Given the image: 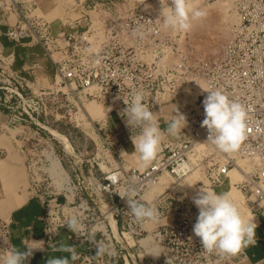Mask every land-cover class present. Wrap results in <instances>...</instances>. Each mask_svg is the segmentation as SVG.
Segmentation results:
<instances>
[{
  "label": "built area",
  "instance_id": "built-area-1",
  "mask_svg": "<svg viewBox=\"0 0 264 264\" xmlns=\"http://www.w3.org/2000/svg\"><path fill=\"white\" fill-rule=\"evenodd\" d=\"M125 1L97 0L58 20L34 16V24L17 2H0V11L22 14L6 37L16 44L35 40L57 78L50 87L29 83L14 72L13 56L0 52V135H9L0 144V165L18 153L26 189L44 207L43 237L29 239V248L56 250L64 232L79 254L76 264L228 263L230 256L207 253L194 235L198 213H177L180 207L172 209L168 189L151 200L146 195L166 173L180 180L200 170L208 186L221 187L232 185V173L239 172L243 179L234 184L243 204L235 203L248 211L246 217L264 212V0H231L229 11L237 21L221 53L209 60H191L178 31L165 29L155 13L124 7ZM138 25L147 32L144 38L132 35ZM209 88L223 90L249 110L250 131L235 153L205 143L209 133L201 123ZM133 90L145 92L144 102L166 134L147 168L138 167L136 155L130 164L124 142L109 125L114 113L122 133L132 131L122 115V98ZM94 101L109 109L102 121L87 110ZM176 108L187 125L171 137L163 125ZM129 189L159 210L155 228L128 212L118 193ZM73 213L79 215L81 236L65 226ZM11 235V222L0 216V249L12 245ZM97 242L109 244L113 254L96 256ZM236 255L246 258L243 250Z\"/></svg>",
  "mask_w": 264,
  "mask_h": 264
},
{
  "label": "clouds",
  "instance_id": "clouds-1",
  "mask_svg": "<svg viewBox=\"0 0 264 264\" xmlns=\"http://www.w3.org/2000/svg\"><path fill=\"white\" fill-rule=\"evenodd\" d=\"M161 15L159 21L165 29L188 33L193 29V22L202 20L207 11L196 6L193 0H159ZM169 3L171 6H169ZM150 31V30H147ZM147 34L142 25L133 29L134 37L144 38ZM208 94L203 100L205 118L201 127L208 130L206 144L215 150L232 154L237 152L250 129L248 128V109L237 100L231 99L223 90L204 89ZM145 92L133 90L128 99H123L126 108L125 116L127 126L132 130V143L140 168H147L157 158L161 145L165 139V132L159 126L157 115L150 111L145 101ZM111 110V109H110ZM187 125L186 116L176 108L173 118L168 123L166 133L176 136ZM138 129V131H137ZM126 198L129 213L136 222H158L159 210L154 205L141 203L135 197V189L118 193ZM193 203L198 208V217L193 225V233L201 241L203 249L209 253L221 256H234L255 242L256 224L246 219L238 205L229 193H216L207 188H201L193 197ZM65 226L81 236V221L77 213L66 218ZM90 240L94 237L89 236ZM19 248L8 245L0 249V264H25L33 254L34 248ZM69 252V257H52L47 264H72L79 258L75 246H63ZM112 255L113 249L104 242L96 243V256Z\"/></svg>",
  "mask_w": 264,
  "mask_h": 264
},
{
  "label": "crops",
  "instance_id": "crops-1",
  "mask_svg": "<svg viewBox=\"0 0 264 264\" xmlns=\"http://www.w3.org/2000/svg\"><path fill=\"white\" fill-rule=\"evenodd\" d=\"M1 1L4 5L9 4L7 0H0V2ZM12 1L14 2V0ZM95 1L97 0H80V3H78L77 0H33L31 3L38 5L37 9L34 10V6L32 7L31 5L29 6L32 8H27L30 12L32 10L35 13L40 9L41 15L37 16H42L48 20H58L65 16L72 15L69 10H85ZM20 3L26 5L25 0L22 2L20 0ZM20 3L19 8L22 6ZM58 9L59 11H57ZM53 12H58L59 15L52 18ZM21 18L22 14L20 11H7L6 7L4 11H0V49L4 56H13L14 72L24 80L32 83V73L39 71L40 74L44 73L45 71L41 69V66H46L45 62H49V60L43 55L41 47L33 43H28L27 41L22 44H16L6 37V33L10 29V26L19 22ZM36 64L39 68L35 67ZM49 65L52 68L50 62ZM34 68L38 70H33ZM173 116L174 114L170 116V118L172 119ZM109 125L115 132L119 133V138L124 134L122 133L123 129L119 120L116 124L113 118H111L109 120ZM165 125L168 127V124H164L163 127ZM170 136L172 137V135ZM132 147H134L132 140L128 141L124 145L123 151L129 153L127 152V148ZM130 152L133 153V148ZM135 160L136 158L130 155V164H134ZM21 166H17V159L15 160V158L8 159L0 165V216L11 222L12 245L20 250H26L25 248H29V239H41L43 237L42 217L44 215V207L37 198L31 197L26 187H21V185L23 186L25 184V180L19 183L21 179H25V177L23 178V173H19V169L23 167ZM249 220L256 224L255 242L241 249L246 255V258L243 260L246 264H264V212L257 213L253 217L250 216ZM41 244V242H38V247L41 248ZM68 245H70V242L67 240L66 234L61 232L56 250L43 248L33 250L32 256L25 261V264H47L48 259L52 257H69L70 259L71 254L62 250L63 246ZM72 264L76 263L72 262Z\"/></svg>",
  "mask_w": 264,
  "mask_h": 264
},
{
  "label": "rangeland",
  "instance_id": "rangeland-1",
  "mask_svg": "<svg viewBox=\"0 0 264 264\" xmlns=\"http://www.w3.org/2000/svg\"><path fill=\"white\" fill-rule=\"evenodd\" d=\"M7 1L9 2V4L13 2L12 0H7ZM22 1L23 0H21V2ZM25 1H26V5H24L23 3H20V0H14V2H17L18 5L19 3L22 5L21 6L22 11L25 13L26 16H28L30 22L34 24L35 23L34 15L35 16L41 15L40 9H38L36 13L33 12L32 10L30 12V10H28L27 7L32 8L34 6V10H35L37 9L38 5H34L33 3H31L33 0H25ZM120 1H123V0H120ZM141 1L143 0H126L124 7H139L144 11L152 12V13L158 12L159 14L158 16L161 15V4L159 0H144L142 3L137 4L138 2H141ZM230 1L231 0H193V3L196 6L201 7L207 11V16L203 18L202 20L194 21L193 29L190 32L188 33L179 32V35H178V39H180L179 45L181 46L182 50L187 52V54H190L191 60H195V59L209 60L217 56L219 53H221L225 44L229 40L231 26L237 21L236 16L232 14V12L229 11V9L231 8L229 7V5L231 4ZM29 5H31L32 7ZM169 6H171L170 3H169ZM218 6H220V8ZM57 11H59V9ZM58 15H59L58 12H53L52 18H55ZM26 41L28 43H33L34 45H36V41L33 40L32 38H28L24 42ZM36 46L40 47V45H36ZM0 52H1V49H0ZM43 55H44V52H43ZM45 64L46 66L45 65L41 66L40 64L41 69L45 71L44 73L40 74V71L36 73L35 72L32 73L33 78L31 79V81L35 82V84H37L38 87L39 86L50 87L53 85L54 82H56V79H57L55 76L53 67L51 68V66L49 65V62L47 61L45 62ZM33 70H38V69L34 68ZM25 93L31 94L28 89H25ZM87 110L94 120L99 121L108 112L109 109L107 108V106L101 104L100 102L94 101L88 104ZM112 118L117 124L118 118L114 113L112 114ZM163 128L167 129V126L165 125ZM17 132L18 131H15L12 133L17 134ZM132 134L133 132L131 131L129 133H124L123 135L120 136V140L124 142V145L128 141H131ZM8 136L9 135H7V133L1 134L0 144L2 142H8L6 141ZM78 136L80 135L78 134ZM132 148L133 150L135 149L134 147ZM132 148H127L128 149L127 152L129 153H126L125 151H123V155L127 159H129L130 155H134L133 153L130 152ZM14 158L15 160L17 159V166H21L22 160H23L22 157L17 153L14 156ZM19 170H20L19 173H23V178H24L25 174L23 172V168H20ZM199 172L202 175H199V173L197 172L196 173L191 172L190 174L187 175V177L181 180H177V181L174 177L166 173L161 177L159 184L151 187L146 197L151 200L154 196L153 195L154 192L161 193L164 190L169 188L167 193L170 194V205L172 206V209H174L175 207H180L177 213H180L181 211H183V209L191 210L195 213H198V208L193 203V197H195L197 193L199 192V190L204 187V188L213 190L218 194L219 193H229L234 201L238 202L239 204H243L242 203L243 196L241 192L238 190V188H236V186L233 185L235 182H233L232 185H223L221 187H211V186H208L207 182L204 180L205 179L204 173L200 170ZM98 174L100 173L98 172ZM21 180L19 181V183H22L25 179H21ZM240 180H242V177ZM21 187L23 188L26 186L24 184L23 186L21 185ZM241 209H242L241 210L242 215L245 218L249 219V217L245 216V215L248 216V211L244 210L243 208ZM157 225H158V222H155V223L151 222L148 225V229L151 230L155 228ZM228 261L229 262L225 264H246L242 256L238 257L237 255L230 256V259Z\"/></svg>",
  "mask_w": 264,
  "mask_h": 264
},
{
  "label": "bare ground",
  "instance_id": "bare-ground-1",
  "mask_svg": "<svg viewBox=\"0 0 264 264\" xmlns=\"http://www.w3.org/2000/svg\"><path fill=\"white\" fill-rule=\"evenodd\" d=\"M144 1V0H143ZM143 1H141V2H138L137 4H139V3H142ZM231 2V1H230ZM229 2V3H230ZM221 6V5H220ZM220 6H218L219 8H220ZM227 6V5H226ZM228 7V6H227ZM229 7H231V4L229 5ZM222 8V7H221ZM225 9V8H224ZM155 14H157V15H159L158 14V12H154ZM226 13V12H225ZM228 15V14H227ZM107 114V113H106ZM106 114L99 120V121H102L104 118H105V116H106ZM64 142H65V140H64ZM66 143V142H65ZM68 146H69V144H67ZM53 166L55 167V168H60V164L58 163V162H54L53 163ZM57 172H58V170H57ZM199 173V175H202L200 172H199V170H195V171H192V173ZM59 173H62V170H61V168H60V171H59ZM58 173V174H59ZM188 174H190V173H187L185 176H182V178L181 179H183V178H185V177H187V175ZM193 175H195V174H193ZM232 177H233V181H232V183L233 182H235L236 183V181H238V180H240L241 179V177H242V179H243V176L241 175V173H239V172H233L232 173ZM180 179V180H181ZM205 180V179H204ZM177 181V180H176ZM234 186H235V184H233ZM169 189V188H168ZM167 190V189H166ZM165 191V190H164ZM158 194V192H154L153 193V195L155 196V195H157ZM236 197V196H235Z\"/></svg>",
  "mask_w": 264,
  "mask_h": 264
}]
</instances>
